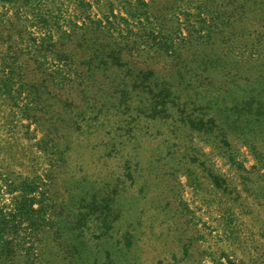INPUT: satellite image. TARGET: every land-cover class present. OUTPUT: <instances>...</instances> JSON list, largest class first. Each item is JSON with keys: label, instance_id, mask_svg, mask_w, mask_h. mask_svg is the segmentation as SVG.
Returning a JSON list of instances; mask_svg holds the SVG:
<instances>
[{"label": "rangeland", "instance_id": "obj_1", "mask_svg": "<svg viewBox=\"0 0 264 264\" xmlns=\"http://www.w3.org/2000/svg\"><path fill=\"white\" fill-rule=\"evenodd\" d=\"M24 1L0 0V210H7L16 195L8 190L10 180L28 177L37 187L33 208L39 213L33 217H44L42 231L53 219L48 220L50 212L59 213L52 223L66 237L69 247L74 245L66 254L68 260H81L83 264H264V176L255 172L253 167L259 166L246 147H241L234 162L194 138L192 145L207 155L202 167L212 169L208 178L206 172H200L199 155H193L192 160H175L183 148L177 151L170 147L169 121L157 114L153 120L141 118L130 124L138 142L120 146L119 141L126 140L123 135L114 142L116 150L101 158L103 143L116 136L117 123L109 115L104 117L108 125L102 126L103 119L91 121L85 106V118L77 122V132L70 137L69 150L64 154L66 175L54 177L53 145L40 140L49 128L50 116L62 104L52 99L46 102L51 105L42 109L33 104V96L23 93L17 68L25 60L23 56L14 57L26 43L39 44L43 36L41 22L33 17L37 11L33 6L25 5L20 10L26 17L17 18L16 8ZM37 1L29 0L32 5ZM47 1L52 0H40ZM68 1H56L53 9V30L57 32L77 25L78 32L84 29L94 33L97 20L111 27L114 37L127 28L120 17L127 19L124 10L130 0H81L80 8ZM186 3L188 7L178 15L182 26L198 14L207 26L211 24L203 16L205 0ZM131 26L129 20L128 30ZM46 60L48 64L57 63L50 57ZM10 75L15 77L10 80ZM99 99L107 103L103 97ZM225 108L230 116L260 113L264 110V88L240 91ZM131 114L121 117L129 120ZM97 130L107 134L96 135ZM113 186L117 195L111 204L113 195L107 193ZM97 200L102 201L101 206ZM73 221L76 232L63 229ZM28 224L21 222L22 231ZM78 233L85 246H77ZM29 238H25L24 248L30 245ZM63 255L52 250L49 263L57 264Z\"/></svg>", "mask_w": 264, "mask_h": 264}, {"label": "trees", "instance_id": "obj_2", "mask_svg": "<svg viewBox=\"0 0 264 264\" xmlns=\"http://www.w3.org/2000/svg\"><path fill=\"white\" fill-rule=\"evenodd\" d=\"M56 1L59 0H38L32 5L26 0L18 4V19L26 17L20 9L27 4L37 10L33 17L41 22L43 36L39 44L26 43L14 57H24L17 68L18 78L25 96H33V104L42 109L51 105L46 102L52 99L62 104L50 116L49 128L40 140L53 145L54 177L66 175L64 154L69 150L70 137L77 132V122L85 118V106L91 121L103 119L105 126L109 122L104 117L109 115L117 123L116 136L103 143L101 158L116 150L114 142L123 135L126 140H120V146L138 142L130 124L141 118L153 120L159 114L158 118L169 121L167 130L173 142L170 147L177 151L183 148L175 160H192L193 155H199L200 172L210 178L212 169L202 167L207 155L192 145L194 138L234 162L243 146L259 166L253 167L255 172L264 176L259 172L264 170V110L230 116L225 108L240 91L264 88V0H205L203 16L209 18V26L199 14L182 26L178 15L188 7L187 0H130L124 10L127 19L120 17L127 28L116 37L110 33L111 27L101 25L99 20L94 33L84 29L78 32L77 25L60 32L53 30ZM68 2L75 8L82 4L81 0ZM129 20L132 26L128 30ZM106 23L112 25L108 20ZM48 57L57 63L48 64ZM14 77L10 75L9 79ZM101 97L107 103L100 102ZM131 111L129 120L122 119ZM102 132L107 134L97 130L96 135ZM208 163L212 165L209 160ZM7 186L16 195L7 210H0V264H50L52 250L64 254L57 264H83L81 260L67 259L74 245L69 247L66 237L52 223L59 213L50 212L48 220L53 219L48 229L41 231L44 217H33L39 213L33 208L37 188L34 180L11 179ZM114 189L115 186L107 193L113 195L111 204L117 195ZM101 202L97 200L96 204L101 206ZM22 221L29 223L24 228L29 230L26 233L20 228ZM74 224L75 221L63 229L76 232ZM76 236L77 246H85L82 236ZM25 238L30 241L27 248Z\"/></svg>", "mask_w": 264, "mask_h": 264}]
</instances>
